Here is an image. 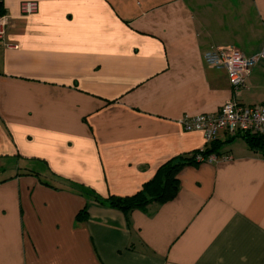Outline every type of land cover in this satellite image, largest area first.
Returning <instances> with one entry per match:
<instances>
[{"label":"crops","instance_id":"crops-1","mask_svg":"<svg viewBox=\"0 0 264 264\" xmlns=\"http://www.w3.org/2000/svg\"><path fill=\"white\" fill-rule=\"evenodd\" d=\"M0 3V264H264V156L181 124L233 97L206 57L263 51L264 0ZM239 99L264 103V61ZM213 144L220 159L185 166L172 201L125 213L93 197L132 196Z\"/></svg>","mask_w":264,"mask_h":264},{"label":"built area","instance_id":"built-area-1","mask_svg":"<svg viewBox=\"0 0 264 264\" xmlns=\"http://www.w3.org/2000/svg\"><path fill=\"white\" fill-rule=\"evenodd\" d=\"M39 5L35 1H25L20 11L23 16L37 13ZM9 24V16L0 14V41H4ZM212 67H222L227 73L232 86L233 97L228 100L216 114H203L187 117L181 121L186 131H200L205 135L207 143L214 142L221 132L236 136L241 133H251L264 136V103L247 106L239 97L246 88V81L252 69L264 61V50L259 54L247 58L241 51L233 47H217L206 57ZM205 149L201 150L204 151ZM230 156H224L228 159ZM220 156L213 154L204 157L196 156L199 163L216 162Z\"/></svg>","mask_w":264,"mask_h":264},{"label":"trees","instance_id":"trees-1","mask_svg":"<svg viewBox=\"0 0 264 264\" xmlns=\"http://www.w3.org/2000/svg\"><path fill=\"white\" fill-rule=\"evenodd\" d=\"M0 14H4L1 3ZM236 137H241L252 151L259 152L264 156V136L251 133H241L237 134ZM198 154H202L204 157L213 154L220 156L218 153V145L213 144L211 148H205L204 151L199 150L191 156H178L167 161L160 166L155 176L150 181L146 182L139 192L132 196L125 198L111 196L108 199H101L95 195L93 197L100 203L112 208H117L125 213L134 209H146L153 203L164 204L172 201L179 193L178 175L181 170L187 165L201 164L196 160ZM73 188L81 193H90L80 186H73ZM78 217L79 219H86L88 217L86 207L81 210Z\"/></svg>","mask_w":264,"mask_h":264},{"label":"rangeland","instance_id":"rangeland-1","mask_svg":"<svg viewBox=\"0 0 264 264\" xmlns=\"http://www.w3.org/2000/svg\"><path fill=\"white\" fill-rule=\"evenodd\" d=\"M25 169V168H24ZM33 169H35V168H33Z\"/></svg>","mask_w":264,"mask_h":264}]
</instances>
